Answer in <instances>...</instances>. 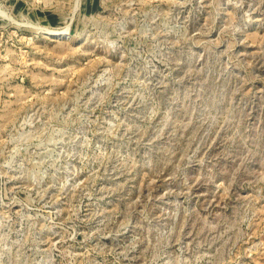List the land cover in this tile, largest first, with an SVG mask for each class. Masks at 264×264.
I'll list each match as a JSON object with an SVG mask.
<instances>
[{
    "label": "rangeland",
    "instance_id": "obj_1",
    "mask_svg": "<svg viewBox=\"0 0 264 264\" xmlns=\"http://www.w3.org/2000/svg\"><path fill=\"white\" fill-rule=\"evenodd\" d=\"M0 264H264V0H0Z\"/></svg>",
    "mask_w": 264,
    "mask_h": 264
}]
</instances>
